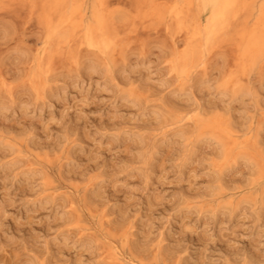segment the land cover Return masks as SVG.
<instances>
[{
	"label": "rangeland",
	"instance_id": "374dc122",
	"mask_svg": "<svg viewBox=\"0 0 264 264\" xmlns=\"http://www.w3.org/2000/svg\"><path fill=\"white\" fill-rule=\"evenodd\" d=\"M240 22L230 34L239 29ZM117 23L122 43L128 46L129 63L139 60L134 71L143 80L136 83L140 81L145 87L151 75L157 81L158 72H167L166 60L176 44L171 33L163 29L146 32L143 28L128 32L122 18ZM42 37V29L27 10L0 11V105L6 106L0 109V135L5 137L0 151L6 141H14L17 151H22L13 155L0 152V264H110V244L118 247L123 262L131 264H264V210L259 219L252 205L246 204L232 219L228 213L216 216L210 211L209 198L199 202V195L216 184L215 169L207 158L200 159L210 150L209 144L185 166V158L177 160L178 135L162 144L166 130L156 129L153 120L161 109L170 110L173 96L152 87L149 99L154 101L145 107L111 94L115 82L106 83V78L95 76L92 82L83 83L84 70L78 75L68 71L76 54L83 61L92 52L74 44V49H64L51 62L49 54H42L43 67L46 70L51 66L52 79L43 98L47 104L35 109L43 100L36 102L24 80L31 69V58L43 47ZM176 39V45L182 48L184 35L176 34ZM229 45L214 49L205 68L197 74L217 76L235 68L234 49ZM141 50L143 55L139 54ZM148 61L153 62L151 66ZM171 77L173 74H164L166 80H173ZM244 82L258 87L260 77L252 75ZM210 99L207 96L205 101ZM23 101L30 105L16 108ZM232 113L238 124L248 117L240 101ZM256 118L264 123V109L256 112ZM262 136L257 151H264V131ZM149 139L158 147L154 171L146 172L144 165L135 160L141 153V141ZM58 144L61 148L56 147ZM28 153L31 155L26 166L10 168L8 162ZM60 155L65 158L62 163L68 155L71 157L63 173L60 165L41 160H55ZM30 165L46 171L55 184L41 186V179L37 180L34 173L20 170ZM248 171L245 163H239L227 173L226 187L231 188L233 197L245 193L237 190L236 181L246 178ZM151 172L154 174L149 180L147 173ZM93 182L97 187L90 195ZM105 209L109 217L103 219ZM72 216L80 223L71 222ZM126 231L134 232L127 243L122 241ZM161 246L163 249L158 250Z\"/></svg>",
	"mask_w": 264,
	"mask_h": 264
},
{
	"label": "bare ground",
	"instance_id": "6f19581e",
	"mask_svg": "<svg viewBox=\"0 0 264 264\" xmlns=\"http://www.w3.org/2000/svg\"><path fill=\"white\" fill-rule=\"evenodd\" d=\"M88 2L89 0H0V11L11 8L27 10L30 18L37 20L43 32V47L31 58V69L27 71L24 80L25 87L34 94L36 102L39 103L38 99L43 100L41 105L36 104L35 109H41L47 104L43 98L47 93L48 83L52 79L51 66L48 65L45 70L42 54L44 52L49 54L51 62L55 56L63 54L64 49L71 47L74 49L72 46L74 44L84 47L91 51L92 55L83 61L76 56L77 54L75 57L71 56L73 57L72 62L70 61L72 66L68 71L78 75L84 70L86 75L83 74L85 76L83 83L92 82L95 76L100 79L106 78V83L107 81L115 82L111 94H117L120 100H130L145 107L154 101L149 99L150 90L153 88L173 96L170 110L164 112L161 109V114L156 115L153 121L156 129L166 130L161 138L162 144L170 141L172 135H178L176 155L177 160L186 159V161L184 159L186 162L184 166L188 164V161H194L201 152L200 149H203L205 144H209L210 150L206 151L200 159L207 158L209 165L215 169L216 184L206 189L204 195H199V202L209 198L210 211L216 216L223 212L228 213L232 219L239 214L244 205L250 204L260 219L264 210V151L256 149L261 141L264 123L257 121L256 112L264 109L262 94L264 93V0H91L89 7ZM119 18L123 21L124 27H121H127L128 32L137 31L139 28H143L146 32H159L163 29L171 33L170 38L174 44H177L176 34L184 35L183 47L179 49V45H173L167 60L165 59L168 66L164 74H173V78L171 77L173 80H166L164 74L158 72L157 81H154V75L145 80L144 84L150 87L142 86L140 81L136 83L137 80H143V77L140 74L136 75L137 71H134L139 60L129 63L130 58L126 50L128 46L122 43L121 28L117 23ZM237 22H240L239 29L230 34L231 28L233 29ZM224 44L233 46L235 68L217 76L208 75L207 72L199 76L200 74L197 73L205 68L210 53ZM139 54L143 55L142 50ZM147 63L151 66L153 62ZM252 75L260 77L258 87L250 82H244V79L251 80ZM56 94L59 95L60 91ZM207 96L211 98L208 102L205 101ZM238 101L242 104L244 114L248 115L244 119L246 121L239 124L235 122L232 113ZM182 102V105L177 104ZM28 103L23 101L15 107L30 105ZM4 107H6L4 104L0 105V109ZM254 124H257L256 128ZM4 140L5 137L2 136L0 143ZM56 147L61 148V145L58 144ZM157 147L158 144L150 139L141 141L139 146L141 153L135 162L143 164L146 172L154 171ZM2 148L1 153L6 152L10 155L22 152L17 151V144L14 141H6ZM30 155L28 153L21 155L20 158H14L8 162V165L12 170L23 168ZM39 157L40 155L37 154V158ZM66 158L65 163H62L65 159L63 155L55 160L47 157L41 160L51 165L55 163L60 165V171L63 173L62 169L70 162L71 157L68 155ZM239 163H245L249 167L247 177L236 181L237 190L241 194L245 191V195L233 197L231 188L226 187L225 178L227 173ZM20 170H25L28 174L34 173L37 180L41 179V186L55 184V181L51 180L47 172L41 168H32L30 165ZM17 174H20V171ZM153 174V172L147 173V179L150 180ZM91 181L93 178L88 182ZM76 187L78 188L77 185ZM96 187L97 182H93L88 190L91 192L90 195ZM102 198L105 199V197ZM189 198H195V196ZM51 199L57 203L56 197L52 196ZM72 217L71 222L80 223L78 217ZM108 217V209L103 210L102 218ZM160 233L164 235V230ZM130 235H134V232L126 231L122 241L127 243ZM162 241L161 238L158 246ZM159 249L162 250L163 247ZM108 250L110 264H131V261L123 262L124 256L117 246L110 244Z\"/></svg>",
	"mask_w": 264,
	"mask_h": 264
}]
</instances>
